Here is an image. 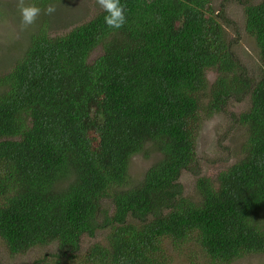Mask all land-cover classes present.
I'll return each instance as SVG.
<instances>
[{"label":"trees","instance_id":"16d2710c","mask_svg":"<svg viewBox=\"0 0 264 264\" xmlns=\"http://www.w3.org/2000/svg\"><path fill=\"white\" fill-rule=\"evenodd\" d=\"M237 1L258 79L213 0H103L66 35L43 24L17 46L0 72V237L12 255L56 244L33 264H169L168 244L191 239L213 264L264 254V0ZM246 100L232 119L243 158L187 197L180 177L196 163L203 118ZM152 153L130 187L131 160Z\"/></svg>","mask_w":264,"mask_h":264},{"label":"rangeland","instance_id":"374dc122","mask_svg":"<svg viewBox=\"0 0 264 264\" xmlns=\"http://www.w3.org/2000/svg\"><path fill=\"white\" fill-rule=\"evenodd\" d=\"M37 0H0V72L8 68L18 58L20 46L30 32L46 24L52 36H63L76 26L92 19L104 7L103 0H63L51 3L41 9ZM262 0H251L258 4ZM224 5V17L221 18L226 38L232 45L236 56L241 60L251 77L258 79L262 72L259 51L255 39L245 30L244 7L237 0H213L216 12ZM102 54L97 48L91 59ZM210 83L214 75L210 76ZM249 100L231 101L225 112L203 118L197 139V160L192 170H186L180 177L184 194L197 199L196 185L199 179L214 180L224 168L243 158V130L235 125L233 117H237L249 108ZM160 158V154L152 153L150 157L137 155L131 160L129 167V186L139 184L147 170ZM110 210L112 206L105 202ZM105 235L100 233L91 239H82L81 253H85L94 243H102ZM169 264H213L201 251L195 239L181 243L175 248L171 243L167 246ZM57 252V245L36 247L25 254L12 255L0 237L1 264H33L45 255ZM80 260V257H78ZM77 258V260H78ZM232 264H264V254H249Z\"/></svg>","mask_w":264,"mask_h":264}]
</instances>
